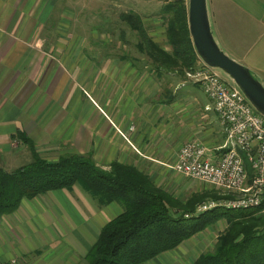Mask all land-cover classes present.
<instances>
[{
    "label": "crops",
    "instance_id": "obj_1",
    "mask_svg": "<svg viewBox=\"0 0 264 264\" xmlns=\"http://www.w3.org/2000/svg\"><path fill=\"white\" fill-rule=\"evenodd\" d=\"M206 2L221 48L264 85V0ZM71 9L69 0H0V169L33 160L27 139L47 161L80 154L105 170L113 162L131 166L181 202L204 193L182 199L165 187L176 185L169 166L184 143L198 141L212 160L224 151L218 116L205 109L211 102L200 86L108 50L92 48L100 58L89 59L82 36L70 31ZM121 211L115 202L100 206L79 185L23 199L0 213V261L88 264L100 229ZM217 225L144 264H192L212 250L224 230L216 236Z\"/></svg>",
    "mask_w": 264,
    "mask_h": 264
},
{
    "label": "trees",
    "instance_id": "obj_2",
    "mask_svg": "<svg viewBox=\"0 0 264 264\" xmlns=\"http://www.w3.org/2000/svg\"><path fill=\"white\" fill-rule=\"evenodd\" d=\"M161 11L166 15L169 51L151 40L137 14L129 12L120 17L137 33V49L151 65L185 77L199 59L189 34L187 3L171 0ZM23 141L30 147L33 160L11 172L0 169L1 214L15 211L23 199L71 190L75 185L100 206L115 202L121 207L122 211L102 226L86 253L88 264H144L221 220L226 227L212 250L201 253L192 264H264V201L250 210L214 208L185 218L184 214H192L197 204L219 197L204 192L181 202L131 166L113 162L105 170L91 155L80 154L47 161L35 153L31 142ZM246 167L250 171L247 162Z\"/></svg>",
    "mask_w": 264,
    "mask_h": 264
},
{
    "label": "built area",
    "instance_id": "obj_3",
    "mask_svg": "<svg viewBox=\"0 0 264 264\" xmlns=\"http://www.w3.org/2000/svg\"><path fill=\"white\" fill-rule=\"evenodd\" d=\"M188 81L198 84L219 119L225 135L224 151L217 160L207 156L198 141L184 143L169 167L176 173L211 185L219 198L196 205L197 216L214 208L250 210L264 201V116L255 110L241 90L223 80L204 62L186 71ZM246 161L249 170L246 167ZM0 264H4L0 261ZM10 264H16L12 259Z\"/></svg>",
    "mask_w": 264,
    "mask_h": 264
},
{
    "label": "rangeland",
    "instance_id": "obj_4",
    "mask_svg": "<svg viewBox=\"0 0 264 264\" xmlns=\"http://www.w3.org/2000/svg\"><path fill=\"white\" fill-rule=\"evenodd\" d=\"M170 1L171 0H69V5L72 7L70 15L76 17V21L70 31L78 32V34L82 36L84 43L87 45L85 51L92 56L89 59L98 60L100 58L99 54L95 56V53L91 50L92 48H97L102 51L108 50L111 53L115 52L118 57H122L139 65H151V61L145 54L137 49V33L131 30L120 16L121 14L129 12L137 14L141 18L143 27L151 40L160 48L169 51L170 46L166 38V15L162 13L161 9ZM184 1L188 6V0ZM211 33L220 50L234 60L221 48L216 37L217 34H215L213 30H211ZM91 37L96 38V43L93 47L91 46V44H93ZM234 61L237 62V60ZM213 69L221 74L220 77L234 84L230 76L224 71L217 68ZM18 161L19 162L15 164V169L30 163L23 158ZM171 180L176 184L175 186H178L175 188V186L166 185V190L177 193L182 199L187 198L191 193L197 190L200 192H209L212 195L216 194V196L219 197L218 190H215V188H212L209 184L201 181L193 180L177 173L172 175ZM182 185L184 189L179 188ZM211 198H207L205 201ZM217 224L215 228L216 236L225 229V221H218ZM214 239L215 238H213V241Z\"/></svg>",
    "mask_w": 264,
    "mask_h": 264
},
{
    "label": "water",
    "instance_id": "obj_5",
    "mask_svg": "<svg viewBox=\"0 0 264 264\" xmlns=\"http://www.w3.org/2000/svg\"><path fill=\"white\" fill-rule=\"evenodd\" d=\"M187 20L197 56L207 66L220 69L229 75L255 110L264 116V85L248 68L220 50L211 33L206 0H188Z\"/></svg>",
    "mask_w": 264,
    "mask_h": 264
}]
</instances>
